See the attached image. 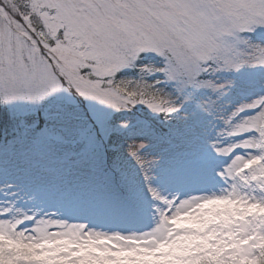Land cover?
I'll return each mask as SVG.
<instances>
[{
  "label": "snow or ice",
  "instance_id": "obj_1",
  "mask_svg": "<svg viewBox=\"0 0 264 264\" xmlns=\"http://www.w3.org/2000/svg\"><path fill=\"white\" fill-rule=\"evenodd\" d=\"M0 115V264H264V0H0Z\"/></svg>",
  "mask_w": 264,
  "mask_h": 264
},
{
  "label": "trees",
  "instance_id": "obj_2",
  "mask_svg": "<svg viewBox=\"0 0 264 264\" xmlns=\"http://www.w3.org/2000/svg\"><path fill=\"white\" fill-rule=\"evenodd\" d=\"M4 123V117L2 115H0V126H2Z\"/></svg>",
  "mask_w": 264,
  "mask_h": 264
},
{
  "label": "rangeland",
  "instance_id": "obj_3",
  "mask_svg": "<svg viewBox=\"0 0 264 264\" xmlns=\"http://www.w3.org/2000/svg\"><path fill=\"white\" fill-rule=\"evenodd\" d=\"M117 143H120V141H119V140H117Z\"/></svg>",
  "mask_w": 264,
  "mask_h": 264
}]
</instances>
